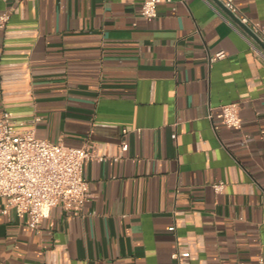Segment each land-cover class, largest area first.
I'll return each mask as SVG.
<instances>
[{
    "label": "crops",
    "instance_id": "0c3cea01",
    "mask_svg": "<svg viewBox=\"0 0 264 264\" xmlns=\"http://www.w3.org/2000/svg\"><path fill=\"white\" fill-rule=\"evenodd\" d=\"M144 1L0 0V116L96 148L79 213L58 205L35 229L0 198V264L264 257V43L217 0H162L155 17ZM235 1L264 24V0ZM230 102L241 128L224 123Z\"/></svg>",
    "mask_w": 264,
    "mask_h": 264
},
{
    "label": "built area",
    "instance_id": "2783aa9c",
    "mask_svg": "<svg viewBox=\"0 0 264 264\" xmlns=\"http://www.w3.org/2000/svg\"><path fill=\"white\" fill-rule=\"evenodd\" d=\"M206 1L214 5L212 0ZM217 1L241 22L251 25L254 33L264 43L263 23L252 21L244 15L235 0ZM161 2L162 0L144 1L141 14L144 17H155ZM10 18L9 10L0 12V27L5 28ZM225 56L226 53L220 51L212 60ZM221 113L227 127H242L243 119L238 102L222 104ZM40 120L41 117H35L33 123ZM176 136L173 134V138ZM128 149V143L123 141L122 151ZM95 151V144L92 142L82 146H69L62 141L53 142L40 138L35 125L20 127L11 114L4 111L0 116V198H5L7 202L3 212L9 213L14 208L19 214H27L29 225L35 229L41 227L44 219L58 205H62L66 211L79 213L91 195L89 181L85 176V164L95 156ZM214 188L221 193L225 183H215ZM182 255L188 256L189 252ZM260 264H264L263 256Z\"/></svg>",
    "mask_w": 264,
    "mask_h": 264
},
{
    "label": "water",
    "instance_id": "95a60500",
    "mask_svg": "<svg viewBox=\"0 0 264 264\" xmlns=\"http://www.w3.org/2000/svg\"><path fill=\"white\" fill-rule=\"evenodd\" d=\"M219 3V2H218ZM220 4V6L222 7V8H224L225 9V7L223 6V4H221V3H219ZM226 11H227V13L241 26V27H243L250 35H252L253 37H254V39H256L257 41H259V42H261V40L259 39V37L255 34V33H253V31L247 26V25H244L241 21H240V19L237 17V16H235L234 14H232L229 10H227V9H225Z\"/></svg>",
    "mask_w": 264,
    "mask_h": 264
}]
</instances>
